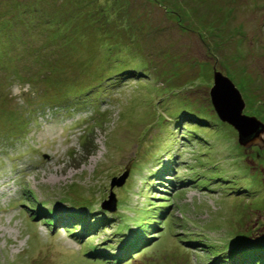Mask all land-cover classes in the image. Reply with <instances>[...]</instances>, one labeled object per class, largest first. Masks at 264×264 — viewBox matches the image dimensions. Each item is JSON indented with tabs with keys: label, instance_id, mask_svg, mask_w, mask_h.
I'll return each instance as SVG.
<instances>
[{
	"label": "rangeland",
	"instance_id": "1",
	"mask_svg": "<svg viewBox=\"0 0 264 264\" xmlns=\"http://www.w3.org/2000/svg\"><path fill=\"white\" fill-rule=\"evenodd\" d=\"M216 72L264 125V0H0V264H234L237 234L264 241V137L219 119Z\"/></svg>",
	"mask_w": 264,
	"mask_h": 264
},
{
	"label": "water",
	"instance_id": "2",
	"mask_svg": "<svg viewBox=\"0 0 264 264\" xmlns=\"http://www.w3.org/2000/svg\"><path fill=\"white\" fill-rule=\"evenodd\" d=\"M214 85L211 92L213 98L212 103L219 119L223 123L232 126L238 132L239 143L244 147L252 146V144L260 146L264 137V125L254 117L251 118L243 115L245 102L232 81L224 77L221 73L216 72ZM260 135L263 137L261 138ZM257 139H259V142ZM129 169L130 167L126 169L125 174L121 178L112 180V189L114 187H120L125 183ZM116 206L115 196L111 195L109 201H105L101 207L110 213H114Z\"/></svg>",
	"mask_w": 264,
	"mask_h": 264
},
{
	"label": "trees",
	"instance_id": "3",
	"mask_svg": "<svg viewBox=\"0 0 264 264\" xmlns=\"http://www.w3.org/2000/svg\"><path fill=\"white\" fill-rule=\"evenodd\" d=\"M124 72H128V70L127 71L124 70ZM18 129H20V128H18ZM20 132L21 131H18V132L14 131L12 133V135H10L8 137V139L9 140L12 139L13 136L20 134ZM12 142H13V140H12ZM39 214H41V213L39 212ZM42 214H45V217H48V218H51V219L55 218V217L52 216L53 212H51V211H43ZM91 214L92 213L89 212L88 213V217H92V216H90ZM69 216L75 218V216H72V215H69ZM88 220H90V219H88ZM85 226L90 227L89 224H86ZM83 227H84V225L82 226V228ZM87 227H85V228H87ZM232 241H233V245L232 246L234 247V250L238 248V253H239V254H237L234 257V261H233L234 264H264V260L263 261L256 260L255 259L256 257L254 259H250V256H251L253 250L258 249L261 246H264V241L263 240H260V243H254L255 241H253V244H251L249 242L250 239L248 238V235L240 233V234H237L235 236V238H233ZM135 243H136V241L134 242V245H135ZM122 256H123V254H122ZM120 258H122V257H120Z\"/></svg>",
	"mask_w": 264,
	"mask_h": 264
},
{
	"label": "bare ground",
	"instance_id": "4",
	"mask_svg": "<svg viewBox=\"0 0 264 264\" xmlns=\"http://www.w3.org/2000/svg\"><path fill=\"white\" fill-rule=\"evenodd\" d=\"M166 235V234H165ZM167 236V235H166ZM170 245V244H169ZM75 258V257H74Z\"/></svg>",
	"mask_w": 264,
	"mask_h": 264
}]
</instances>
